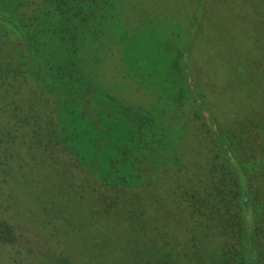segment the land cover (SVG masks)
Masks as SVG:
<instances>
[{
  "label": "rangeland",
  "instance_id": "374dc122",
  "mask_svg": "<svg viewBox=\"0 0 264 264\" xmlns=\"http://www.w3.org/2000/svg\"><path fill=\"white\" fill-rule=\"evenodd\" d=\"M128 10L139 20L131 37L109 15L85 75L106 102L129 108L126 118L133 105L158 128L139 135L143 149L119 153L133 136L128 118L127 138L97 120L96 132L84 138L74 130L85 124L74 121L64 137L69 148L57 157L64 164L75 150L68 164L85 159L88 170L45 165L54 144L36 165L24 159L36 169L19 161L24 168L0 180V221L12 224L15 240L0 243V264H217L219 251L211 250L221 244L219 226L225 232L228 217L215 212L212 195L221 190L230 199L233 192L216 189L221 172L214 166L227 164L224 157L242 187L236 177L240 196L231 201L239 208L242 196L239 214L255 235L264 201L252 200L247 185L264 200V0H121L116 18L123 25ZM81 102L77 114L89 112L90 123L98 118L92 102ZM112 124L124 127L118 119ZM82 173L98 176L97 183ZM195 238L202 247L191 248ZM240 240L245 247V231ZM259 255L245 263L264 264Z\"/></svg>",
  "mask_w": 264,
  "mask_h": 264
},
{
  "label": "trees",
  "instance_id": "16d2710c",
  "mask_svg": "<svg viewBox=\"0 0 264 264\" xmlns=\"http://www.w3.org/2000/svg\"><path fill=\"white\" fill-rule=\"evenodd\" d=\"M64 1L67 2L65 10L62 7ZM31 4V0H0V10H3L6 17L0 18V180L6 175H12L10 170L28 166L30 160L26 161L25 158H33L34 165L37 164L36 160L43 161L45 154L41 150L47 151L50 144H54L48 152L53 161L45 160V165L60 164L63 167L71 165L84 169L86 167L87 170L89 165L85 159L84 163H81L82 166H76V163L68 164L69 161H74L72 158L77 154L75 150L68 152L71 160L69 158V161H66L65 158L64 164L59 163L57 156L61 155L60 149L69 148L67 146L71 140L64 138L68 137L67 132L69 126L71 127L69 123L83 122L82 115L73 110L76 108L75 105L82 104L81 93L85 98V104H91L92 84L90 85L85 72L88 62L94 60L97 52L93 44L98 41L99 34L98 31H94L98 0H43L37 8L36 15L30 10ZM48 10L51 11L47 13ZM92 37L89 42L88 39ZM53 95L58 98L55 103L49 99ZM137 118L135 135L139 137L148 129V123L139 116ZM132 122L134 126L136 120ZM96 128L91 124H85L83 130L74 131L88 138L89 134L96 132ZM94 150L86 152L91 161L94 159ZM65 152L63 150V154ZM222 154L224 156V153ZM225 160L222 161L227 164L223 167L214 166V169H220L221 172L216 189L218 190L221 185L228 186L233 192L230 199H225L221 190L216 191L212 195L214 199L212 207L215 212L221 211L222 218L228 217L227 222L223 221L228 223V226L225 232L219 226L221 234L218 236V243L221 244L213 246L211 252L219 251L213 255L217 264H236L235 259L241 256L244 250L241 263L246 264V261H251L264 253V217L256 222V229L253 227L252 233L255 235L252 233L249 235L242 214H239L242 196L239 208L231 201L232 195L240 196L237 187L240 182L238 176L229 170V161ZM19 161L24 166L19 165ZM123 162L126 165V162ZM31 165L27 167L28 170L34 169L35 166ZM82 175L89 176L85 173ZM89 177L92 180L88 182L89 184L97 183L98 176ZM1 187L0 184V189ZM248 187L249 193H252V200L264 201L261 196L263 193L257 194L247 185ZM240 190L242 191V187ZM2 199L4 198L0 197V204L4 201ZM5 202L9 204L8 197L5 198ZM223 207L229 209L226 215L221 210ZM10 227H0L6 229L2 231L4 235H0V243L11 241ZM244 231L245 247L240 240ZM190 243L191 248L202 247L199 239L195 238ZM204 247L210 250L208 245Z\"/></svg>",
  "mask_w": 264,
  "mask_h": 264
},
{
  "label": "flooded vegetation",
  "instance_id": "af4514ba",
  "mask_svg": "<svg viewBox=\"0 0 264 264\" xmlns=\"http://www.w3.org/2000/svg\"><path fill=\"white\" fill-rule=\"evenodd\" d=\"M42 1L43 0H31L32 4L30 6V10H32L34 15L37 14V8L40 6ZM120 1L121 0H104V1L98 0L97 9H96V19L94 22V31H98L99 33L103 32V30L107 28V20L109 19V15H110V18L114 19L113 21L120 24L116 28L117 31L124 33L122 35H125V33H127L128 39L131 37V35H132L131 34L132 33L131 28H133L134 24H137V22L139 20L137 18H135V20L133 22L132 18L130 17L129 10L126 11L127 16L125 18V25H123L122 19L119 18V20H118L116 18V8H117L118 4L120 3ZM65 4H67L66 1L63 2V5H62L63 10H65ZM50 11L51 10H48L47 13ZM0 18H2V19L6 18L3 14V10H0ZM149 42H150L149 39H147L145 41V46H147L149 44ZM141 94L144 96L143 93H141ZM81 99L84 101L82 93H81ZM106 100H108V99L105 96H102V97L99 96L98 92H96V90L94 88H92V90H91V102H92V107L95 110L94 116H97L98 118L94 117V119L90 120L91 121V123H90V122H88V119H90V118H88V115H87V114H89V112H87V111H85L84 113L81 112V115L83 118V124L88 123V124L95 126L94 124L98 121L99 125L101 124V125H106L107 127H111L112 129H109L110 132L114 129L115 131H119V132L122 131V135L125 134L124 136H126V134H127L126 130L129 131V125L124 123L125 122L124 119L128 118L129 124L131 123L132 120H136L135 125H134L136 128L133 126L134 135L132 136V139L129 141L127 136H126V138H127L126 143H122V145H119V150H121L119 153H123L122 152L123 149L124 150L127 149L128 153H130L132 151H138L139 149H141L142 148V146H141L142 142L139 140V137L137 135H135V133H137V120H138L137 116H139L141 119L145 120L148 123L147 124V127H148L147 130L149 132H151V134H153L152 132L154 129L158 128L157 120L154 117L151 118V116L149 114H147L145 111L140 110L139 107L135 108L133 105L131 106V110L134 111L132 119H131V117L126 118V116H124V110H129V108L125 107L124 104H122V105L117 104V102L115 100L113 101L111 99L112 100L111 102H108V101L106 102ZM111 104L113 105V107L110 106ZM157 104H158V98H157ZM89 109H90V107H89ZM73 110H75V109H73ZM114 119L121 120V123L124 124V127H122L121 130H120L121 125L119 127H117V125L112 124ZM132 125H133V122H132ZM110 132H108V133H110ZM144 133L146 135V131H144ZM153 136H156V135H153ZM135 143H137V145H135ZM134 145L136 147H134ZM144 145H143V147H144ZM128 146H129V148H127ZM63 150L65 151V149L60 150L61 155H63ZM69 154H67L66 156H68ZM2 223H5V222L0 221V227L12 226V224H10V223H6V224H2ZM3 230L5 231L6 229L0 228V235H4L2 232ZM15 230L13 231V234H15ZM18 238H19V235H18ZM10 239H11V241H15L12 237ZM1 244H6V243H1ZM248 262H250V260Z\"/></svg>",
  "mask_w": 264,
  "mask_h": 264
}]
</instances>
